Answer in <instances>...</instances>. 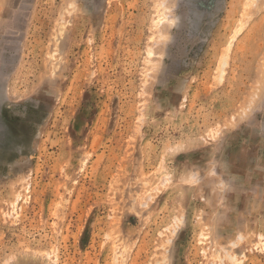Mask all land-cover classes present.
I'll use <instances>...</instances> for the list:
<instances>
[{
	"label": "rangeland",
	"instance_id": "1",
	"mask_svg": "<svg viewBox=\"0 0 264 264\" xmlns=\"http://www.w3.org/2000/svg\"><path fill=\"white\" fill-rule=\"evenodd\" d=\"M0 264H264V0H0Z\"/></svg>",
	"mask_w": 264,
	"mask_h": 264
}]
</instances>
